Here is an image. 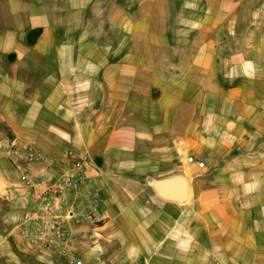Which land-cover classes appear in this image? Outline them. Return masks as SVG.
I'll return each instance as SVG.
<instances>
[{
  "label": "crops",
  "instance_id": "obj_1",
  "mask_svg": "<svg viewBox=\"0 0 264 264\" xmlns=\"http://www.w3.org/2000/svg\"><path fill=\"white\" fill-rule=\"evenodd\" d=\"M175 2L186 37L161 59L148 26ZM111 8L129 47L95 49L87 13ZM13 143L44 159L14 160ZM70 150L101 194L102 222L71 229L85 264H264V0H0V264L51 262L20 230ZM173 177L184 201L154 187Z\"/></svg>",
  "mask_w": 264,
  "mask_h": 264
},
{
  "label": "built area",
  "instance_id": "obj_2",
  "mask_svg": "<svg viewBox=\"0 0 264 264\" xmlns=\"http://www.w3.org/2000/svg\"><path fill=\"white\" fill-rule=\"evenodd\" d=\"M10 156L25 165H32L44 159L43 154L36 148L28 146L22 148L13 143L9 149ZM70 160L66 173L60 175L55 185L42 196L40 217L32 218L21 227V234L27 238L29 244L42 252L57 255L65 264H85L78 250L72 245V226L82 222L100 224L102 219L98 215L101 202L99 189L86 176V168L90 157L68 151ZM194 162L193 157L187 158ZM203 166V162L198 163ZM22 181L27 186H35L36 178L27 171L22 173ZM99 264V263H96ZM102 264H160L150 258H128L114 256ZM176 264V263H170ZM206 264H223L218 260H211Z\"/></svg>",
  "mask_w": 264,
  "mask_h": 264
},
{
  "label": "rangeland",
  "instance_id": "obj_3",
  "mask_svg": "<svg viewBox=\"0 0 264 264\" xmlns=\"http://www.w3.org/2000/svg\"><path fill=\"white\" fill-rule=\"evenodd\" d=\"M130 2V1H127ZM160 4L165 3L160 1ZM173 8H161L157 10L160 13V17H167L171 23L168 24H153L148 26V32L151 29L160 32L159 36H162V44L160 45V57L161 59H169L166 57H161L163 55V50L166 51L169 47L167 46V37L170 44H174L177 40L181 41L186 35L179 30L181 26L177 23V20L180 19L182 10L177 8V4ZM151 8L144 9V11L152 12ZM135 10H127V14L134 13ZM86 15V14H85ZM87 26L85 31L82 33L84 38L89 40V43H92L95 49L97 48H127L129 47L128 35L134 31L133 25H126L123 22V18L120 15V10L117 8L111 9H98V10H89L86 16ZM181 48V46H179ZM114 57V56H112ZM117 57V56H116ZM113 59V58H112ZM173 59V58H170ZM189 157V156H188ZM57 255L51 256V262H45V260L35 261L30 264H65L62 259H57Z\"/></svg>",
  "mask_w": 264,
  "mask_h": 264
},
{
  "label": "water",
  "instance_id": "obj_4",
  "mask_svg": "<svg viewBox=\"0 0 264 264\" xmlns=\"http://www.w3.org/2000/svg\"><path fill=\"white\" fill-rule=\"evenodd\" d=\"M157 192L165 199L184 201L187 196V185L183 178L173 177L158 180L154 183Z\"/></svg>",
  "mask_w": 264,
  "mask_h": 264
}]
</instances>
